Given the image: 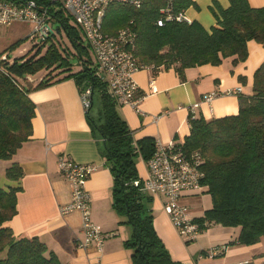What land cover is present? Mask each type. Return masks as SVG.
<instances>
[{"label":"trees","instance_id":"1","mask_svg":"<svg viewBox=\"0 0 264 264\" xmlns=\"http://www.w3.org/2000/svg\"><path fill=\"white\" fill-rule=\"evenodd\" d=\"M33 1L39 9H47L52 26L57 24L58 28L48 41H41L21 57L10 60L0 55V161L11 162L32 136L36 114L29 97L32 91L66 79H74L80 91L90 88L91 107L86 113L94 134L102 140L114 177V210L120 224L129 225L133 231L125 244L132 251V264H181L172 258L155 229L150 207L153 196L143 192L144 179L137 166L138 159L146 163L153 158L156 140L135 138L119 106L107 94L106 84L97 76L81 32L71 25L65 10L51 0ZM229 3L227 9L214 3L212 12L218 27L211 31L197 22L171 21L158 27L165 0H146L140 9L111 4L106 9L103 30L113 36L131 28L135 34L134 55L141 66L151 67L156 73L174 69L182 76L188 68L220 65L229 57L236 56V63L244 62L250 41L264 46V8H253L248 0ZM192 6V0H173L171 11L186 13ZM57 33L66 34L74 51L67 48L63 52L62 44L54 43ZM43 71L44 76L29 80ZM253 91L252 96L240 97V110L235 116L211 121L190 117V136L179 145L187 155L198 152L204 159L202 191L211 196L213 207L195 221L202 230L213 225L240 229L238 238L224 249L264 241V63L255 74ZM5 177L16 185L2 186L0 175V264H62L40 239L18 238L7 226L17 215L23 171L13 163ZM136 181L139 186H135ZM258 258L243 264H264Z\"/></svg>","mask_w":264,"mask_h":264},{"label":"crops","instance_id":"2","mask_svg":"<svg viewBox=\"0 0 264 264\" xmlns=\"http://www.w3.org/2000/svg\"><path fill=\"white\" fill-rule=\"evenodd\" d=\"M192 1L195 6L190 7L186 15L207 31L218 27L212 12L214 3L224 9L230 6L229 0ZM248 2L253 8H264V0ZM4 48L0 43V55L7 49ZM236 59L234 56L224 59L220 65L188 68L182 76L174 69L158 73L142 69L134 75L140 94L146 95L140 105L142 113L138 114L130 106L119 107L118 111L137 140L150 137L162 146L183 145L191 133L189 120L195 104L200 105L195 111L196 117L211 121L237 115L240 97L253 95L255 74L264 63V46L250 41L248 58L237 63ZM36 78L29 77V80ZM238 88H242V92L232 94ZM212 93L218 96L210 104L205 103V96ZM29 97L36 106V114L30 140L10 162L21 167L23 177L22 190L17 195V215L7 226L18 238L40 239L62 264H132V251L125 244L133 231L129 225L120 224V217L114 210V177L103 153L102 140L94 134L89 123L79 86L74 79H66L34 90ZM62 155L97 167L87 190L92 198V220L107 236L102 252L93 245L81 247L84 241L81 213L62 214L60 211L72 198L71 186L58 169V158ZM141 163L146 174L142 175L143 168L141 171L138 167V170L144 179L147 167L144 161ZM165 200L162 196L153 197L150 207L155 229L175 261L181 264H243L251 262L259 250H264L259 243L231 246L222 251V247L235 241L240 233L239 228L222 225L203 230L196 241L187 243L166 213ZM180 202L188 206L194 219L202 218L213 207L211 196L203 191L186 193Z\"/></svg>","mask_w":264,"mask_h":264},{"label":"built area","instance_id":"3","mask_svg":"<svg viewBox=\"0 0 264 264\" xmlns=\"http://www.w3.org/2000/svg\"><path fill=\"white\" fill-rule=\"evenodd\" d=\"M59 5L71 16L76 25L84 34L95 58L97 76L106 84V91L110 98L119 106H130L141 114L140 105L146 95L140 94L139 86L134 75L144 67L137 61L135 51V34L131 28L123 29L113 36L104 33V17L106 9L111 4H124L140 9L146 0H51ZM166 7L162 9V17L157 21L158 27L165 22L178 21L192 23L186 13L174 14L171 11V2L165 0ZM15 23H31L34 26L32 38H41L44 41L55 33L51 17L47 9H39L36 2L28 0L15 3L0 0V27H11ZM238 88L232 94H240ZM231 94V92H230ZM92 91L86 88L81 91L82 103L86 112L91 107ZM218 93H212L204 98L210 104ZM195 104L191 108L190 117H196L195 111L199 108ZM147 176L142 182L143 192L153 197H164V209L171 222L187 243L194 242L203 232L202 227L190 214L188 206L180 200L186 193L201 192L204 173L202 166L204 159L198 152L187 155L177 144L162 146L157 143V150L152 159L145 163ZM58 169L61 176L71 186L72 198L68 205L61 207L62 214L79 212L82 215V233L84 241L82 248L95 246L103 251L107 236L92 220V198L87 190V184L92 174L97 170L95 165L80 164L69 155L58 158ZM140 182L136 181L135 186ZM222 247V251H225ZM215 253V251H214Z\"/></svg>","mask_w":264,"mask_h":264},{"label":"rangeland","instance_id":"4","mask_svg":"<svg viewBox=\"0 0 264 264\" xmlns=\"http://www.w3.org/2000/svg\"><path fill=\"white\" fill-rule=\"evenodd\" d=\"M69 16V15H68ZM70 23L73 27H76L80 32L83 39L84 46L87 47L90 55L92 56L93 64L95 65V58L93 56V52L90 49L88 42L80 30V28L76 25L74 19L69 16ZM58 28L57 24H53V30L55 31ZM34 33V26L31 23H15L11 27H0V38H1V45L4 46L6 50H3L2 52L3 56L10 57V60H14L16 57H21L28 53L36 44H39L42 40L41 38H36V41H33V38L31 37ZM49 37L46 38L44 41H48ZM54 43L58 45V43H61L63 46V52H65V49L69 48L70 51H74L72 44L65 33L63 34H56V37L53 38ZM17 44L14 49H8V47L11 44ZM52 42L50 41L48 45L50 46ZM21 50H25V52H21ZM23 53V54H20ZM74 62V61H73ZM75 63V62H74ZM77 64V63H75ZM78 66H74V70H78ZM45 75V71L40 72L37 77H42ZM51 75H54V72L51 73ZM35 77V76H33ZM98 103V102H97ZM141 159L137 160V166L141 169L143 168L142 175L146 174V171H144L145 166L141 163ZM139 164V165H138ZM10 162L8 161H0V175H1V184L2 186L13 185L12 182H9L6 177L5 173L6 170L10 167ZM204 206V203H203ZM261 246H264V241L261 242ZM259 257V258H258ZM258 258L259 262L264 261V250H259L256 254V257L254 259Z\"/></svg>","mask_w":264,"mask_h":264}]
</instances>
